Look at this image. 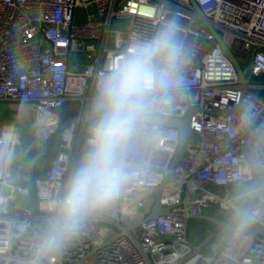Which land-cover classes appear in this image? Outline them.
I'll list each match as a JSON object with an SVG mask.
<instances>
[{"label": "built area", "instance_id": "obj_1", "mask_svg": "<svg viewBox=\"0 0 264 264\" xmlns=\"http://www.w3.org/2000/svg\"><path fill=\"white\" fill-rule=\"evenodd\" d=\"M194 2L248 84L188 0H0V102L14 110L0 120V264H264V235H220L210 258L200 252L205 244L188 240L189 221L212 209L230 213L216 234L231 226L224 205L238 192L232 195L228 185L264 173V146L255 138L264 130V96L255 91H264V0ZM168 24L176 27L183 55L170 82L146 83L147 115L181 119L195 109L182 159L169 167L176 128L137 122L119 150L118 194L75 234L49 244L69 183L91 147L101 79ZM61 105L73 120L55 136L54 156L38 162L35 211L30 174L13 177L15 149L25 130L39 143L53 134ZM160 185V204L171 213L143 222ZM245 205L260 215L251 220L254 228L242 229H264V191Z\"/></svg>", "mask_w": 264, "mask_h": 264}, {"label": "clouds", "instance_id": "obj_2", "mask_svg": "<svg viewBox=\"0 0 264 264\" xmlns=\"http://www.w3.org/2000/svg\"><path fill=\"white\" fill-rule=\"evenodd\" d=\"M182 55L176 27L168 24L101 79L94 109L100 118L93 128L91 147L69 183L59 219L48 236L49 244L58 246L75 234L88 214L104 207L118 194L123 179L119 150L151 106L145 85L154 79L170 82ZM260 191L264 187L242 188L225 203L236 230L260 215L259 209L245 205Z\"/></svg>", "mask_w": 264, "mask_h": 264}, {"label": "water", "instance_id": "obj_3", "mask_svg": "<svg viewBox=\"0 0 264 264\" xmlns=\"http://www.w3.org/2000/svg\"><path fill=\"white\" fill-rule=\"evenodd\" d=\"M188 1L191 5L192 9L196 13L197 17L200 19V21L203 23V25L209 30V32L214 36L215 41H217L219 43L224 54L233 63V65L236 69V72L238 74V77L240 79V82L242 84H245V85L248 84L250 77L249 76L244 77L243 70L240 67V64L238 63V61L236 60L234 55L231 53V51L227 47V45L224 43L220 34L215 30L213 25L209 21H207V19L205 18V15L201 11V9L198 7V5L194 2V0H188ZM194 111H195V109H191L190 112L185 117H183L181 119L167 118V117L158 116V115H147L143 119L138 121V122H146L148 124H157V125H162V126H166V127H173V128H176L178 130L179 141H178V145L176 148V152H175L173 159L169 165L170 168H174L179 163V161L182 159V157L185 153L187 143H188V141L191 137V134H192L191 128H190V117ZM56 112L58 113L59 118H60L59 123H58L54 133L51 134L50 136L46 137L45 139H43L41 141V143L39 144V146H38V148L34 154V158H33V161H32L31 167H30V173H29L30 174V180H29L27 187L32 194L33 208L35 211L37 210V197H36V189H35V172H34L36 162L42 156L48 140L51 137L56 136L66 125H68L73 120L66 115L63 105L58 107L56 109ZM225 112H227V111H225ZM97 116L100 117V114L98 113ZM255 138L262 146H264V130L257 129L256 134H255ZM260 180H264V173L256 175L250 181H245V180L244 181H235V182L230 183L228 186L231 188H240V187H245V186L251 185V184H253L257 181H260ZM210 188L211 189H217L220 187L211 184ZM161 193H162V185H160L157 188V190L155 192V201L151 207L149 214L144 218L143 222L154 219L160 215H168L171 213L170 208H163L161 206V204H160ZM196 219L209 220V221L215 223L217 225V228L223 226L221 221H219L213 217L200 216V217H197ZM225 228L229 229L230 231L252 232L256 235H264V229H257L254 231H248V230H243V229L236 230L234 227H231L229 225H226Z\"/></svg>", "mask_w": 264, "mask_h": 264}, {"label": "rangeland", "instance_id": "obj_4", "mask_svg": "<svg viewBox=\"0 0 264 264\" xmlns=\"http://www.w3.org/2000/svg\"><path fill=\"white\" fill-rule=\"evenodd\" d=\"M243 69H245V66L243 65ZM67 106H72L71 104H67ZM12 112L14 110L10 109V105L7 103H2L0 102V120L5 121L8 120L9 117H11ZM23 138L21 140L20 145L18 148L15 149V154H14V162H13V169L15 171H19L18 168L23 167V164H27L29 161V151L33 148L34 143L32 142L31 139V133H28V131L23 132ZM57 139V138H56ZM52 141V138H51ZM39 145V144H38ZM56 146H53L50 148L52 151H56L55 149ZM52 153H47L45 154L46 157H50L53 154ZM50 158L47 159L46 164L49 162ZM14 164L17 165L16 168L14 167ZM13 177H17L13 175ZM261 184L260 181H257L251 185L245 186V187H259ZM245 187H240V188H232L231 194L233 195L234 193H237L240 191L242 188ZM15 205H13L14 207ZM210 216L208 217H213L221 222L223 221H228L230 213L225 212V213H220L219 211H216L212 209L210 212ZM231 227H234L233 221H231ZM245 227H250L254 228V223L252 221L248 222L243 228ZM217 232V225L209 220H204V219H191L188 223V240L192 245H198V244H205L200 252L205 258H210L214 255V252L218 246V242H220V235H225L228 236L231 231L229 229H224L223 232L216 234Z\"/></svg>", "mask_w": 264, "mask_h": 264}, {"label": "crops", "instance_id": "obj_5", "mask_svg": "<svg viewBox=\"0 0 264 264\" xmlns=\"http://www.w3.org/2000/svg\"><path fill=\"white\" fill-rule=\"evenodd\" d=\"M260 81H263V80H260ZM260 92L264 94V91H260ZM54 137H55V136H54ZM51 138H52V137H51ZM49 140H50V139H49ZM49 140H48V142H49ZM33 143H34L33 148H32V149L29 151V153H28V155H29V161L27 162V164H23V167L18 168L19 171H15V170L13 169V166H12V173H13L14 176H16L18 172H20V174H22V175H28V174L30 173V167H31V164H32V161H33V158H34L35 151H36V149H37L38 146H39L38 144H40L41 142L39 143V142L37 141V142H33ZM50 143H52V141H51ZM50 146H52V144H51ZM42 156H43V157L40 158V161H37V162H36L35 170H34L35 173H36L37 168H38V162H39L40 164H42V162L46 163V162H47V159H48V158L51 159V157H52V156H50V157H46L45 154L42 155ZM16 166H17V165L14 164V167H15V168H16ZM230 225H231V223H230Z\"/></svg>", "mask_w": 264, "mask_h": 264}, {"label": "trees", "instance_id": "obj_6", "mask_svg": "<svg viewBox=\"0 0 264 264\" xmlns=\"http://www.w3.org/2000/svg\"><path fill=\"white\" fill-rule=\"evenodd\" d=\"M258 94H260L261 96H264V94L263 93H261L260 91H258V90H255ZM32 142H37L36 140H34V139H32ZM51 142V138H50V140H49V142H47V144H46V146H45V149H44V151H43V154L42 155H44V154H47V153H52V151L50 150V148H52L53 146H56V145H58V139H56V137H52V143H50ZM52 144V146H50ZM37 150V149H36ZM36 152V151H35ZM53 153L55 154L56 153V151H53ZM52 153V154H53ZM54 154L52 155V156H54Z\"/></svg>", "mask_w": 264, "mask_h": 264}]
</instances>
